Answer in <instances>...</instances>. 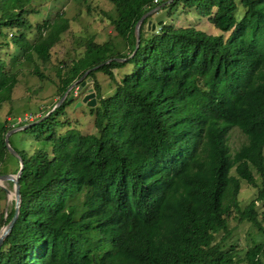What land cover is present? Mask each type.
<instances>
[{"label": "trees", "instance_id": "obj_1", "mask_svg": "<svg viewBox=\"0 0 264 264\" xmlns=\"http://www.w3.org/2000/svg\"><path fill=\"white\" fill-rule=\"evenodd\" d=\"M28 1L0 0V27L16 29L10 40L21 51L8 61L0 57V174L9 161L16 163L14 174L19 169L5 134L29 122L1 116L13 101L20 66L34 61L33 73L43 76L34 57L50 61L69 27L60 13L36 24L29 38L30 24L23 20ZM109 1L115 16L108 17L128 53L88 38L78 57L56 68L59 98L88 68L110 58L125 60L86 77L102 71L113 78V69L127 62L134 69L112 95L99 99L96 133H57V118L71 103L65 99L28 128L50 150H17L10 135L22 159L21 201L0 247V264H236L234 247L223 244L232 209L264 232V0H172L163 8L169 15L178 5L193 9L220 34L164 20L157 31L145 30L147 18L135 53L137 21L167 0ZM94 87L99 96L96 82ZM233 127L246 141L231 152ZM255 173L263 187L241 208L240 180L255 187ZM13 214L14 206L6 214L0 210L1 225ZM262 248H249L246 263L262 264Z\"/></svg>", "mask_w": 264, "mask_h": 264}, {"label": "rangeland", "instance_id": "obj_2", "mask_svg": "<svg viewBox=\"0 0 264 264\" xmlns=\"http://www.w3.org/2000/svg\"><path fill=\"white\" fill-rule=\"evenodd\" d=\"M236 1L238 2V0ZM25 7L28 12L24 15L23 20L26 25L27 22L30 24V28L26 29L29 33V38L34 34L36 24H41L44 20H52L60 13L68 19L69 27L61 35L60 41L52 47L50 61L44 63L34 57L36 61L35 65L43 76L33 73L34 61L20 66L18 83L13 89V101L10 104L12 112L10 114L7 113L10 107L9 104H5L1 110V116L4 119L9 120L16 115V122L19 121V118H23L30 113H35L33 116H36V118L41 117L53 108L59 98V79L56 75V68L61 66L63 62L70 63L71 60L78 57L83 52L84 44L88 38L92 37L99 43L111 41L115 49L123 55L129 51L128 43L125 39L116 35L108 17V15L111 17L115 16L114 6L109 0H29ZM164 7L159 9L158 12L148 14L144 18V20L149 18L145 25V30H152L153 24H155L154 28H156V31L158 30L159 25L155 23V18L164 11ZM242 11L243 9L239 6L238 12L242 14ZM165 12L162 20H164L166 25L174 27L193 26L209 34H220V31L212 25L207 16H202L193 9L187 10V8L178 5L171 10L170 15L166 10ZM11 34H17L15 28L0 27V57L7 61L14 55L21 56L19 48L10 40ZM133 69V64L127 62L113 69V78L102 71H97L93 77L85 78L86 83L81 90H77L78 86H75L70 92V94H74L71 103L64 107L63 112L57 118L59 124L57 126V133L62 134L68 129H75L82 134L96 133L94 112L96 105H99V99L112 95L117 81L125 74L132 72ZM95 82L100 87L99 96H97V91L94 87ZM89 89L95 92L96 103L92 107L82 101L83 96L89 92ZM36 118L34 117L27 121H35ZM36 132L25 129L13 133L10 141L11 145L17 150L31 151L40 147L50 150V145L46 144L43 140H36L34 136ZM245 141L244 134L237 127H233L229 131L227 143L231 152H234ZM9 157L16 161L15 157L11 155ZM4 165L7 172L9 171L8 173L14 174L15 162L9 161ZM255 177L257 183L255 187L249 185L243 179L240 180L238 201L241 208L246 207L251 200H255L258 191L263 187L260 176L255 173ZM1 184L12 192V185L7 181H3ZM0 204V210L6 214V211L14 206L13 194L6 192L4 189L0 191ZM261 204L262 202L259 200L258 206L260 207ZM227 225L229 233L223 244L225 248H228L230 245L234 247L236 264H247L244 259L245 252L259 243L263 246L259 258L262 264H264V232L260 231L251 221L240 220L239 214L235 209H232L230 212L227 218ZM3 226L0 222V231ZM262 226L264 227V222ZM221 234V232L215 234L217 240Z\"/></svg>", "mask_w": 264, "mask_h": 264}, {"label": "water", "instance_id": "obj_3", "mask_svg": "<svg viewBox=\"0 0 264 264\" xmlns=\"http://www.w3.org/2000/svg\"><path fill=\"white\" fill-rule=\"evenodd\" d=\"M172 0H169L167 2H163L160 5L154 7L153 9L149 10L148 12L144 13L140 19L137 21L136 25H135V37H136V41H135V47L133 50V53H135V51L137 50L138 46H139V40H140V26L144 20V18L153 12H158L159 9H161L163 6H165L167 3H170ZM165 10L163 12H161L160 14H158L155 18V23H157L158 25H161L163 22V17L165 15ZM155 27V24H153V28ZM132 53V54H133ZM112 60H116V61H124L125 58H119V57H115V58H110L108 60H106L104 63H100L92 68L87 69L79 78L78 80H76L75 82H73L69 88L64 92V94L58 99V101L55 103V105L53 106V108L47 112L46 114H44L43 116H41L39 119L35 120V121H31L28 123H25L23 125L20 126H12L10 130H8V132L5 134L4 137V142L6 145L7 150L14 156H16L19 160V169L15 174H0V187L3 188L6 192L8 193H12L14 196V214L12 216V218L8 221L7 224H5L0 231V247L4 241V239L6 238V236L8 235V233L10 232L15 220L17 219L18 213H19V206H20V201H21V196H20V185H19V177L21 174V170H22V159L19 156V154L15 151V149L12 148V146L9 143V137L10 135H12L13 133L17 132V131H21V130H25L28 129L30 127H32L33 125L37 124L38 122H40L42 119L46 118L51 111H53L55 108H57L58 106H60L62 104V102L67 99V100H71L74 96L73 93L70 94V92L75 88V86L77 87V90H81V88L85 85L86 83V76L87 74L95 69H98L99 67H101L103 64H107ZM77 84V85H76ZM83 102H86L88 106L94 105L96 103V99H95V92L90 91L83 96L82 99ZM3 181H7V182H11L12 183V192L9 191L6 187H4L1 182Z\"/></svg>", "mask_w": 264, "mask_h": 264}, {"label": "built area", "instance_id": "obj_4", "mask_svg": "<svg viewBox=\"0 0 264 264\" xmlns=\"http://www.w3.org/2000/svg\"><path fill=\"white\" fill-rule=\"evenodd\" d=\"M157 1V0H155ZM36 116H33L32 114H29V115H25L23 118H19V121L23 120V121H27V120H30L32 118H34Z\"/></svg>", "mask_w": 264, "mask_h": 264}]
</instances>
